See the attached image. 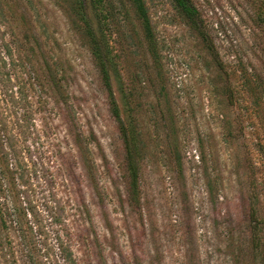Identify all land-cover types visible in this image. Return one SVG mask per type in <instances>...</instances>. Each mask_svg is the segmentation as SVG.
<instances>
[{"label":"rangeland","instance_id":"obj_1","mask_svg":"<svg viewBox=\"0 0 264 264\" xmlns=\"http://www.w3.org/2000/svg\"><path fill=\"white\" fill-rule=\"evenodd\" d=\"M143 1L0 0V170L7 123L32 125L0 184L30 254L3 238L0 264H264V0Z\"/></svg>","mask_w":264,"mask_h":264},{"label":"trees","instance_id":"obj_2","mask_svg":"<svg viewBox=\"0 0 264 264\" xmlns=\"http://www.w3.org/2000/svg\"><path fill=\"white\" fill-rule=\"evenodd\" d=\"M98 3H103L104 0H95ZM131 3L137 8L140 13V17L143 20H146L147 13L146 7L143 0H130ZM178 5L184 8L189 14L193 17L196 15V10L192 9L187 5L186 0H176ZM82 9L85 8L84 1H82ZM87 26V33L89 41L92 45L93 55L95 56L98 65L100 66L101 72L103 74L104 80L106 81L107 88L110 91L111 101L110 108L112 115L121 125V130L123 132V141H124V150H125V166H126V176L128 178L129 192L131 198L135 201L140 200L141 194V169L136 161V152L134 148V139L132 135L129 133V128L126 127V123L122 118V113L119 107V103L115 98V94L112 90V84L110 79V68L111 61L109 58L108 50L105 48L104 43L99 37L97 31L94 29L92 25V20L88 17L85 19ZM7 128L4 130V141L6 146V151L4 153V163L5 168L4 171L0 170V184L6 180L7 177H11L15 172L14 166L18 156L21 154L19 151V137H22L24 134L32 133V125L31 119H11L7 123ZM18 131L19 133H16ZM90 155V151H89ZM89 161L94 165L91 157H88ZM10 192V190H9ZM21 204L15 203L12 201L11 194L4 197V200L0 197V226H1V235L0 240L3 238L10 242V246L13 248L12 253H7V248L3 249L6 251V258L9 256L13 258V260L17 263L16 259H18V250L21 247V255L28 256L29 253V242L30 236L29 231L25 227V223L21 218V214L26 216L25 213L21 211ZM24 210V208L22 209ZM30 230L31 227H30ZM12 234L15 235L17 239V247L14 246L15 241L13 240ZM26 254V255H25ZM28 254V255H27ZM10 262V261H9ZM14 262V263H15ZM15 263V264H16Z\"/></svg>","mask_w":264,"mask_h":264}]
</instances>
